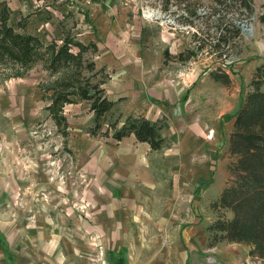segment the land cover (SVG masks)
<instances>
[{"label":"rangeland","instance_id":"374dc122","mask_svg":"<svg viewBox=\"0 0 264 264\" xmlns=\"http://www.w3.org/2000/svg\"><path fill=\"white\" fill-rule=\"evenodd\" d=\"M21 1L27 3L31 14H40V10L51 13L45 8L55 10L60 6L56 0ZM64 2L71 5L68 0ZM120 3L129 14L136 13L141 19L146 7L154 8L160 15L175 17L181 29L171 31L167 24L154 23L159 26L156 28L175 35L172 39L166 35L167 40L162 41L165 65L168 61L173 63H168L167 76L179 79L185 86L189 84L192 93L180 117L200 121L207 132L214 124L228 126L250 89L257 65L264 64V0H121ZM16 5L12 3L11 7L16 10ZM75 6L74 12L61 11L59 25L74 39L86 42L87 35L80 23H89V12L81 5ZM109 15L114 18L116 14ZM19 18L9 20L14 29H18ZM41 40L47 44L50 39ZM113 41L120 47L117 37ZM82 57V62L88 57L94 62L98 60L96 51H87ZM84 65L80 76L90 82L104 76L90 78L91 73ZM74 71L75 67L68 64L51 72L42 60L23 67L0 56V251L8 259H26L32 264L36 261L103 264L101 259L105 255L109 264H264V258L249 255L248 246L243 243L220 241L215 244L217 247L209 246L207 231L205 244L194 235L187 237L195 223L205 225L216 218L211 204L220 190L211 196L204 194V187L196 218L192 213L195 207L188 202L180 206L178 203V207L185 208L172 207L176 202L172 194L167 198L156 197L155 209L138 213L131 210L130 200L110 194L112 177L105 158L115 141L102 134L109 124L116 122L119 126L126 116L117 109L105 114L98 134L92 136L89 129L94 122L89 102L74 98L75 103L63 107L66 125L58 124L47 110L51 87ZM182 71L184 74H180ZM212 72L228 74L230 83L214 80L210 77ZM105 74L107 82L109 73ZM172 119L175 123L176 119ZM157 122L165 135L172 133L166 116H160ZM212 137L213 132L209 139ZM165 145L157 162L171 193L172 164L182 159L174 155L170 139ZM223 157L215 168L219 172L222 164L227 174L225 183L226 166L234 157L228 149ZM154 170L152 166L151 174ZM114 195L118 193L115 191ZM187 197L182 199L186 201ZM160 199L161 204L169 203L170 208H158ZM163 212L169 213L170 221L165 224Z\"/></svg>","mask_w":264,"mask_h":264},{"label":"crops","instance_id":"0c3cea01","mask_svg":"<svg viewBox=\"0 0 264 264\" xmlns=\"http://www.w3.org/2000/svg\"><path fill=\"white\" fill-rule=\"evenodd\" d=\"M6 1L11 9L10 18L16 19V17L23 16L26 23L22 31L37 36L41 42H43L41 39L45 38L61 42L64 35L69 33L59 25V19L66 11L74 12L76 4L87 8L89 23H80V26L84 28L83 33L87 35L86 42L74 39L70 34L69 36L86 45L92 42L96 44L98 60L94 63L95 66L103 67L106 73H109L107 82H104L102 86L105 97L114 101V105L107 113L117 109L126 117L144 116L151 122L157 121L160 116H166L171 123L172 133L165 135L161 127L162 137L165 143L170 139V144L175 149L174 155L182 159L181 162L172 164L173 177L170 193L164 176L159 173L160 164L157 158L161 149L151 150L149 144L138 142L133 134L118 141L113 139L114 146L107 150L108 155L105 158L110 171L109 175L112 177L109 180L113 190H109L110 194L114 198L130 200L131 210L136 213L155 209L153 199L164 195L167 198L168 194H172L176 198L172 207L185 208L178 207V203L180 206L188 202L192 205L191 207H195V212L192 213L196 218L194 216L197 214L196 207L201 205L200 199L204 187V194H212L211 196L223 188L224 177L227 174L222 164L221 170L216 171L215 164L218 160L220 162L225 159L223 154L224 156L227 154V139L234 117L228 126L221 127L214 124V128L209 129L214 134L212 139L207 137V128L200 121H188L189 117L187 119L180 117L184 115L182 113L184 105L187 106V103L191 101L192 93L189 84L185 86L179 79L174 80L173 76H167L169 70L166 68L170 66L168 63H173L168 61L165 65L162 41H166L168 36L172 39L175 35L156 28L158 26L156 23L145 21L136 13L129 14L122 8L121 0H97L90 6L76 0H68L71 5L64 0H56L60 5L58 9L46 7L45 9H50L51 13L40 10V14L28 13L25 1L22 4L21 0ZM12 3L17 4L16 10L11 7ZM113 12L116 14L114 18L108 16V13ZM58 13L60 16L57 15ZM115 37L120 47L115 46L113 41ZM182 73L184 74L183 71L180 72ZM173 117L176 119L175 123L172 122ZM152 166L155 169L153 175L151 174ZM105 188L107 189V185ZM115 191L118 196L114 195ZM186 196L189 197L185 201L182 197ZM178 198L181 201H177ZM211 198H216V196ZM158 202L161 204L162 200ZM170 206L166 203V205H158V208H170ZM167 214L169 215L168 212ZM168 215L162 213L163 224L170 221H168ZM211 222L210 220L205 225L200 222L195 223L193 228L188 230L187 237L194 235V238H201L205 244L208 238L206 226ZM249 248L248 246L247 252ZM198 251L196 247V252ZM79 257V255L76 256L77 259ZM101 260L103 264H109L106 255ZM90 262L92 263V259ZM0 264H32V262L26 259H8L7 255L0 251ZM34 264L45 263L36 261Z\"/></svg>","mask_w":264,"mask_h":264},{"label":"trees","instance_id":"16d2710c","mask_svg":"<svg viewBox=\"0 0 264 264\" xmlns=\"http://www.w3.org/2000/svg\"><path fill=\"white\" fill-rule=\"evenodd\" d=\"M11 9L6 0H0V56L23 67L32 66L38 60L47 64L51 72L64 65H72L75 71L65 77L56 86H52L48 112L58 124L66 125L62 115L67 103H75V99L89 102L94 125L90 127V135L98 134L101 120L112 108L114 101L105 97L102 84L107 74L103 68L95 69L94 60L82 62L87 51H96L94 42L84 44L64 35L61 44L50 40L47 44L25 31V20L17 21V28L10 25ZM21 29V30H19ZM73 48L77 51L74 52ZM165 53V52H164ZM91 73L90 78L104 74L103 79L90 82L81 77L82 64ZM80 76V79H79ZM214 80L228 85V74L210 75ZM79 80V81H78ZM250 89L234 114L232 129L228 135V153L234 157L226 166L228 176L217 198L211 204L216 218L206 226L209 232L207 245L213 246L220 241L243 243L249 246L248 254L260 259L264 258V64L257 65L250 80ZM186 97V95L184 96ZM75 98V99H74ZM61 112V113H60ZM109 124L103 132L115 140L133 134L138 142H146L151 150H160L165 145L161 134V124L151 122L144 116H128L124 122Z\"/></svg>","mask_w":264,"mask_h":264},{"label":"built area","instance_id":"2783aa9c","mask_svg":"<svg viewBox=\"0 0 264 264\" xmlns=\"http://www.w3.org/2000/svg\"><path fill=\"white\" fill-rule=\"evenodd\" d=\"M76 1H78L79 3H82L84 5L90 6V4H93L97 0H76ZM145 9H142L143 11L141 14L142 18L145 21H148V22L153 21V22H156L162 26L167 24V27L171 31L181 29L182 26L180 27L179 24L176 23L175 17L170 16L171 14L160 15L157 12H155V9L152 7H150V8L146 7ZM212 132H213L212 130H209V132L207 133L208 138H210L212 136ZM208 262L212 263L211 261H208Z\"/></svg>","mask_w":264,"mask_h":264}]
</instances>
